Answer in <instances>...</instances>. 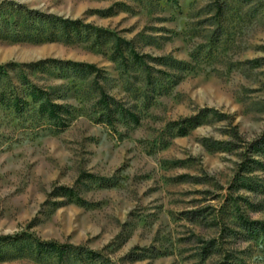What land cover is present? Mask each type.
I'll list each match as a JSON object with an SVG mask.
<instances>
[{"label": "rangeland", "instance_id": "rangeland-1", "mask_svg": "<svg viewBox=\"0 0 264 264\" xmlns=\"http://www.w3.org/2000/svg\"><path fill=\"white\" fill-rule=\"evenodd\" d=\"M0 238V264H264V0H0Z\"/></svg>", "mask_w": 264, "mask_h": 264}, {"label": "trees", "instance_id": "trees-1", "mask_svg": "<svg viewBox=\"0 0 264 264\" xmlns=\"http://www.w3.org/2000/svg\"><path fill=\"white\" fill-rule=\"evenodd\" d=\"M32 12H36L38 13V15H44L42 14V12H37L32 10ZM25 67H28L31 69V71L35 72V71H40V70H48L51 69V67H55L57 69H69V70H77L78 68L81 69H94V66L87 64V63H78V62H72V61H61V60H53V59H46L37 63H33V64H27L25 65ZM61 73V72H60ZM64 73V72H62ZM65 75V73H64ZM20 79L23 81V83H25V85L27 86V88L31 85H34L33 83H31L30 79L24 74L22 73L20 75ZM31 88V87H30ZM30 88H28L30 90ZM28 90V91H29ZM43 93V92H42ZM51 94V93H46V95ZM243 221V225L245 228L249 229V230H255L258 228V226L256 225L257 221H249V220H245L242 219ZM7 238V237H6ZM12 238V236H11ZM1 239V238H0ZM3 239V238H2ZM18 240V238H15V241ZM38 248H39V255H42V252L44 250H46L47 252H51V251H55L57 252V254L59 253H65L66 255H68L69 253H71L74 250L79 249V252L82 253H88L90 252V250L86 249L83 246L77 247V246H71V245H66V244H61L57 241H39L38 242ZM129 258L132 260H138L140 259L139 256H134V252L133 254L129 255Z\"/></svg>", "mask_w": 264, "mask_h": 264}]
</instances>
